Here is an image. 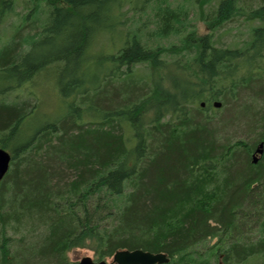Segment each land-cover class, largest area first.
Masks as SVG:
<instances>
[{"label":"trees","instance_id":"16d2710c","mask_svg":"<svg viewBox=\"0 0 264 264\" xmlns=\"http://www.w3.org/2000/svg\"><path fill=\"white\" fill-rule=\"evenodd\" d=\"M18 1L0 0V25ZM21 1L22 20L1 29L14 31L0 66L14 85L0 95L12 155L0 264H65L87 241L99 259L142 249L168 264H264V160L251 159L264 141V79L252 75L264 0ZM242 18L258 25L220 46ZM59 64L64 116L35 127L37 97H3Z\"/></svg>","mask_w":264,"mask_h":264},{"label":"rangeland","instance_id":"374dc122","mask_svg":"<svg viewBox=\"0 0 264 264\" xmlns=\"http://www.w3.org/2000/svg\"><path fill=\"white\" fill-rule=\"evenodd\" d=\"M173 1L174 5H189L191 2L190 0H171ZM25 2H22L21 0L18 1L17 7L14 9V11H8L7 18L5 19V22H2L0 25V66H1V54H4L5 50H13L14 44H13V30H10L6 34H2L4 29H8L10 23L19 22L22 20L21 13H23L25 8ZM197 11V10H196ZM193 14V13H192ZM257 23H245L244 18L238 19L231 24H228L226 27L223 28L222 31H225L229 33L228 35H224L222 39L219 41V45L223 47H230L233 48L235 45H240L245 39L248 38L250 29L254 26H257ZM196 30L198 35L204 36L210 32L208 27L204 24L202 21H198V23L195 24ZM229 29V31H227ZM232 29V30H230ZM28 29H26V32ZM218 45V46H219ZM5 51V52H4ZM11 53V52H10ZM36 53L41 56H44L48 53L47 50H38ZM2 59H7L5 57H2ZM167 59V58H166ZM253 77L264 79V53L261 58L255 59L253 66ZM63 69L64 64H59L50 66L43 70L41 73H38L34 78L27 83H24L21 88L16 89L12 94L6 93L3 98L5 99H16L17 101H25L28 97L30 98H36L37 99V105L35 108V116L34 118V126L39 127L41 126L47 118L50 120L53 119H59L64 116L65 108H64V101L65 99L62 97L60 91V86H64L67 81L63 80ZM140 74L148 75L149 71L145 67H140L138 69ZM260 72V74H259ZM9 72H5L4 70L0 69V95L3 94L4 90L8 89L9 87H12L13 80H10L9 78ZM243 74L239 75V78H242ZM17 81V82H16ZM16 83H18V80H15ZM59 88V91H58ZM62 88V87H61ZM14 95L13 97H10ZM2 98V99H3ZM10 100V99H9ZM2 102V100H0ZM0 102V103H1ZM9 102H15V101H9ZM33 103L31 102L30 105ZM212 109L215 110L213 106H210ZM227 108H229L227 106ZM226 109V106H222L220 109H216L215 112L211 111L209 112V115L215 117H219L220 113ZM225 113V112H223ZM260 130H257V132ZM261 133V132H260ZM262 137V136H261ZM258 139V137H256ZM252 143V142H251ZM254 144V143H253ZM258 149L263 150V154L257 153ZM251 159L255 162L263 161L264 160V141L258 140L255 142V147L251 152ZM85 245L81 246L79 248H74L68 252L67 260L65 264H74L79 261H81L85 257H91L93 261H96L99 259L96 256L95 247H93L92 242L87 241L84 242ZM103 260H106L107 262L111 263L113 260V257H108Z\"/></svg>","mask_w":264,"mask_h":264},{"label":"water","instance_id":"95a60500","mask_svg":"<svg viewBox=\"0 0 264 264\" xmlns=\"http://www.w3.org/2000/svg\"><path fill=\"white\" fill-rule=\"evenodd\" d=\"M201 105L204 107L205 103H202ZM214 107L220 109L222 103L215 101ZM257 153L263 154V150L258 149ZM11 160V153L0 147V185L9 171ZM169 261L170 259L165 253H152L142 249H135L117 251L113 256L111 263L107 261L96 263L90 257H85L76 264H168Z\"/></svg>","mask_w":264,"mask_h":264},{"label":"flooded vegetation","instance_id":"af4514ba","mask_svg":"<svg viewBox=\"0 0 264 264\" xmlns=\"http://www.w3.org/2000/svg\"><path fill=\"white\" fill-rule=\"evenodd\" d=\"M205 107V106H204ZM91 258V257H90ZM92 259V258H91ZM93 260V259H92ZM102 261H106V260H103V259H97L96 261H94V262H96V263H99V262H102ZM80 262V261H79ZM79 262H77V263H79ZM74 264H76V263H74Z\"/></svg>","mask_w":264,"mask_h":264}]
</instances>
